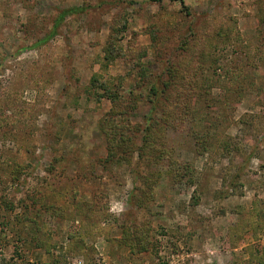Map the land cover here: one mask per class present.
<instances>
[{
	"label": "rangeland",
	"instance_id": "obj_1",
	"mask_svg": "<svg viewBox=\"0 0 264 264\" xmlns=\"http://www.w3.org/2000/svg\"><path fill=\"white\" fill-rule=\"evenodd\" d=\"M0 264H264V0H0Z\"/></svg>",
	"mask_w": 264,
	"mask_h": 264
}]
</instances>
